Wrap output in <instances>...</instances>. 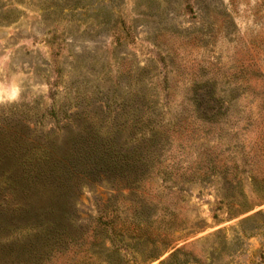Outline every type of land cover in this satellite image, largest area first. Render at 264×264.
Wrapping results in <instances>:
<instances>
[{"label": "rangeland", "instance_id": "rangeland-1", "mask_svg": "<svg viewBox=\"0 0 264 264\" xmlns=\"http://www.w3.org/2000/svg\"><path fill=\"white\" fill-rule=\"evenodd\" d=\"M139 105L154 133L120 134L149 156L137 184L102 153ZM23 140L68 171L50 189L86 228L54 264H264V0H0L3 184Z\"/></svg>", "mask_w": 264, "mask_h": 264}, {"label": "trees", "instance_id": "trees-1", "mask_svg": "<svg viewBox=\"0 0 264 264\" xmlns=\"http://www.w3.org/2000/svg\"><path fill=\"white\" fill-rule=\"evenodd\" d=\"M211 94L212 92L209 96ZM146 114L140 105L121 114L123 119L118 122V149L114 139L108 137L107 148L102 153L107 170L118 169L119 175L135 174V178L136 174L142 176L149 170L147 151L137 146L125 152L120 139V134L127 130L130 134L132 131L140 132V138L147 136V130L152 133L153 128H148L153 121L146 118ZM145 139L146 143L149 139ZM18 144L19 147L12 150L11 159L12 163L17 161L13 163L16 171H6L5 174L9 176L7 180H10L7 185L0 181V252L7 259L5 264H54L53 261L58 257L68 254L70 247L76 244L75 235L84 234L86 228L78 224L72 203L60 200L59 189H50L52 181H62L68 176V171L63 173L64 177L62 174H55L56 162H51L52 151L50 153L47 149L49 145L40 141L30 144L26 140ZM138 179L140 178H136V183L139 182ZM36 186L49 197L41 209L28 202L30 191L36 190L33 188ZM63 196L67 194L64 193ZM132 224L134 230L141 227V221L129 225ZM122 227L127 226L123 224ZM96 229L106 238H110V235L118 236V217L104 221L101 217ZM9 233L11 234L8 235ZM115 253L118 256L117 249ZM107 264L116 263L114 260L107 261ZM118 264L126 263L121 259Z\"/></svg>", "mask_w": 264, "mask_h": 264}]
</instances>
